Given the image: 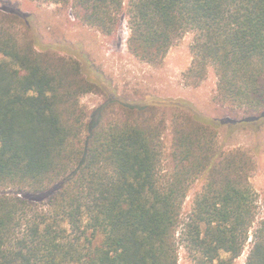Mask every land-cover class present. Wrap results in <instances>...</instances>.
<instances>
[{
    "label": "trees",
    "instance_id": "1",
    "mask_svg": "<svg viewBox=\"0 0 264 264\" xmlns=\"http://www.w3.org/2000/svg\"><path fill=\"white\" fill-rule=\"evenodd\" d=\"M73 5L80 21L106 35L123 15L128 52L150 65L191 33L185 84L199 87L212 69L217 102L245 119L264 116V0ZM19 20L0 11V189L13 192L0 193V264H178L180 227L199 264H234L250 237L244 264H264L249 153L221 145L219 124L182 101L114 99L113 121L103 122L102 108L85 122L79 97L99 84L76 59L20 38ZM168 130L172 171L164 175Z\"/></svg>",
    "mask_w": 264,
    "mask_h": 264
},
{
    "label": "rangeland",
    "instance_id": "2",
    "mask_svg": "<svg viewBox=\"0 0 264 264\" xmlns=\"http://www.w3.org/2000/svg\"><path fill=\"white\" fill-rule=\"evenodd\" d=\"M129 0H124V6ZM0 11L18 14L17 34L33 39L36 49L43 48L58 56L74 58L84 68L85 77L99 84L92 92L79 97L85 122L94 120L97 112L106 110L104 121H113L115 109L111 100L126 101L133 105L182 101L210 121L219 124V143L227 149H241L249 153L255 163L250 179L257 195V223L264 224V116L244 118L243 113L215 100L217 80L212 69L207 79L197 88L188 87L184 74L192 63L191 33L185 34L171 47L161 64L150 65L139 61L127 50L130 35L127 19L122 15L116 30L110 35L80 21L73 0L68 4H55L41 0H0ZM1 60V57H0ZM116 112L121 110L116 106ZM169 118L170 114L165 115ZM165 148L163 174L172 171V136L168 130L163 136ZM199 186L194 184L187 193L182 207V220L189 216ZM0 193L11 194V190ZM45 203V200L42 201ZM179 228L178 264H199L196 254L181 242ZM251 248V237L234 264H244Z\"/></svg>",
    "mask_w": 264,
    "mask_h": 264
}]
</instances>
